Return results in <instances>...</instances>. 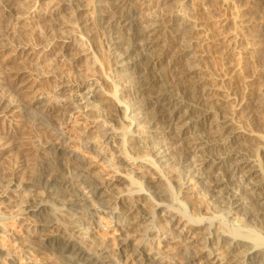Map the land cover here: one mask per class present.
Masks as SVG:
<instances>
[{"label": "bare ground", "instance_id": "1", "mask_svg": "<svg viewBox=\"0 0 264 264\" xmlns=\"http://www.w3.org/2000/svg\"><path fill=\"white\" fill-rule=\"evenodd\" d=\"M83 1L63 0L62 5L79 13L85 10ZM92 2L95 18L81 23L83 27L93 26L94 30L107 33L103 34L109 38V56L116 68L112 83L115 93H121L120 98L116 101L112 98L114 103H110V99L102 98L104 94L97 83L80 84L77 87H86L87 91L73 99V106L81 108L86 104L85 118L99 111L104 121L96 127L100 147L115 151V144L122 140L124 132L129 133L124 146L130 153V162L138 167H130L118 152L109 162L86 137L82 138L81 145L73 147L60 129L49 128L52 139L41 144L34 173L19 184L10 182L4 187L0 182V208L1 205L16 208L12 217L0 212V264H264V187L251 181L244 185L253 178H264L263 170L251 168L242 173L249 165H258L251 159L239 162L242 152L226 150L244 133L233 129L234 122L227 116L215 117L213 106L208 108L202 102L205 96H197L200 91L186 83L189 79L183 82V64L178 69V62L169 58L175 37L172 40L170 36H163L159 25L154 23L160 17L148 14L144 18L141 8L132 6L131 0ZM137 2L141 7L147 6L149 0ZM3 48L0 46V52ZM175 57L172 53L171 58ZM185 69L182 68L183 72ZM122 92L127 95H121ZM16 106L17 112L36 129H48L46 98L21 107L11 102L6 112H12ZM253 112L252 115L256 111ZM98 115L96 119L100 118ZM135 127L140 128L134 130ZM177 143L182 147H173ZM146 150L150 151L149 155ZM80 152L99 157L114 176L105 182L94 179L83 167ZM151 172L157 176L168 175L171 181L180 180L183 189L188 188L189 181L201 185L203 195L223 209L220 217L224 223L220 225L226 227V222H238L239 218L233 216L239 214L244 220L243 226L251 231L242 228L229 231L225 227L224 231L221 226L222 230L215 231L217 235L210 234L205 246L194 252L196 248L192 244L198 235L190 228L201 227L204 219L188 220L182 209L176 207L175 199L168 195L164 181L151 178ZM116 185L124 186L120 188L118 202L127 206V210L117 202L112 208L104 201ZM137 196L141 198L136 199ZM182 202L179 204L184 206ZM107 218L110 223L104 224ZM8 219L27 222L37 229L26 237L9 235ZM132 220L140 225V228L134 225L139 228L134 233ZM174 224H185L188 233L193 235L184 238L173 229ZM112 225V241L95 237L97 233H107ZM207 230L211 231L212 226ZM9 245L14 246L12 251ZM177 246L183 248L179 254L174 252Z\"/></svg>", "mask_w": 264, "mask_h": 264}, {"label": "rangeland", "instance_id": "2", "mask_svg": "<svg viewBox=\"0 0 264 264\" xmlns=\"http://www.w3.org/2000/svg\"><path fill=\"white\" fill-rule=\"evenodd\" d=\"M62 1L0 0V46L4 47L0 52V182L4 187L11 183L19 184L34 173L41 144H46L52 139L53 132L49 131L50 129H60L66 138L72 141L70 144L73 147L81 145L82 138L86 137L109 162L113 161V154L117 155L118 152V156L125 158L130 167H138L136 163L130 162V153L124 144L129 139V133L124 132L122 142H117L120 146L115 144L117 147L115 151L100 147L96 127L102 125L104 121L98 115L99 111L96 115L100 118L96 119L94 114L85 118L84 108L87 105L81 108L73 106V99L87 91L86 87L78 88L77 85L80 84L97 83L103 91L102 98L111 100L110 103H114L113 99L116 101L120 98L121 92L115 93L113 74L116 68L114 60L109 56V38L105 35L107 33L98 29H95L96 32L94 30L96 27L82 25L85 20L89 22L95 18L93 0H84L85 10L79 13L65 8ZM131 2L132 6L141 8L144 18L148 14L151 17H160L154 23L159 25L158 29L163 31V36H170L172 40L175 37L176 44L173 43L174 47L169 53L173 51V56L176 54V57L171 58V53L169 58L178 62V69L181 68H179L181 64L183 70L186 67L184 72L188 76L182 68V72L180 71L183 73V82L185 83L184 79L186 81L189 79L186 83L200 91L197 96L202 95V98L205 96L202 102L204 101L208 108L213 106L211 109H214L215 117L218 116L220 119L227 116V119L234 122L233 129L244 133L241 134L240 141L238 138L235 144L226 149H231L232 153L242 152L243 155L238 157L239 162L251 159L258 165L251 164L249 168L243 169L242 173L251 168L262 169L264 173V0H149L147 6L145 4L141 7L137 0ZM19 75L21 76L18 78ZM121 95L126 96L127 93L122 92ZM41 97L46 98L48 129L44 127L36 129L34 124L28 123L27 118L17 112L18 106L13 108L12 112H6L7 105L11 102L19 106H28ZM64 105L70 107L65 106L67 109L65 110ZM217 110L219 112L216 114ZM252 112L256 116L252 115ZM247 115L255 116L256 120L254 117L248 120ZM125 125L127 123H123V126ZM138 128L140 127H135L134 130ZM179 144H174L173 147L178 145L176 148H179L181 146ZM142 146L147 145L142 143ZM80 153L83 167L94 179L105 182L114 176L112 169L99 157L95 158V155L87 152ZM145 153L149 155L150 151L146 150ZM152 173L149 175L151 178L164 181L162 184L167 187L168 195L175 199L178 204L176 207L182 209L190 218L188 220L197 222L204 219L201 227L190 228L198 235L197 241L192 244L196 248H193V251H198L200 246H205L204 243L206 244L210 234L217 235L215 231L222 230L223 225L220 224L224 222L220 216L223 209L214 205L208 196L203 195L201 185L198 186L194 181H189L188 188L183 189L180 180L175 182L171 181L168 175L157 176ZM239 176L241 174H238ZM250 181L264 187L262 177L248 180L244 185ZM116 186L114 192L106 196L104 201L112 208L117 202L127 210V206L118 202L122 194L120 188L124 186ZM181 196L183 197L180 198ZM15 199L13 202H16ZM181 201L184 206L179 204ZM3 206L1 205L0 212L7 216L11 215L10 217L16 214V208ZM134 216L135 214L130 218ZM233 217L239 220L234 224L226 222L224 227L228 228L227 230L242 228L251 231L249 227L243 226L244 220L241 215ZM23 222L8 219L6 224L9 235L14 233L16 237H26L28 233H33V230L37 229ZM131 222L134 223L135 220ZM103 223L109 224V218ZM134 225L135 223L131 226L132 233L140 228V225H135L139 228ZM210 225L211 231L207 230ZM184 226L174 224L173 229L184 238L192 236L193 233H188L189 228ZM112 228L113 225L107 233L100 232L95 237H104L112 241L114 238ZM4 237L9 238L7 235ZM8 240L11 241L10 238ZM185 245L186 242L183 243V246ZM8 247L10 250L14 248L12 245ZM171 247L175 248L174 245H170ZM181 249L183 250L177 246L174 252L179 254ZM35 258L41 259L43 256Z\"/></svg>", "mask_w": 264, "mask_h": 264}]
</instances>
